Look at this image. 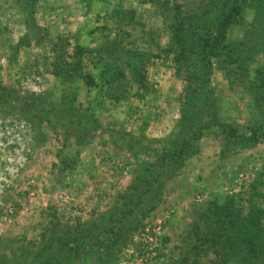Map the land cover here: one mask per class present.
I'll return each mask as SVG.
<instances>
[{
	"label": "rangeland",
	"instance_id": "obj_1",
	"mask_svg": "<svg viewBox=\"0 0 264 264\" xmlns=\"http://www.w3.org/2000/svg\"><path fill=\"white\" fill-rule=\"evenodd\" d=\"M263 1L0 0V85L44 102L33 122L0 106V253L65 233L82 243L65 264H264L263 215L258 244L226 229L228 211H264ZM175 3L207 38L232 16L229 70L212 40L176 63ZM59 56L70 75L53 74ZM186 68L210 72L212 108L194 96L181 121ZM124 203L120 228L91 241L93 221Z\"/></svg>",
	"mask_w": 264,
	"mask_h": 264
},
{
	"label": "trees",
	"instance_id": "obj_2",
	"mask_svg": "<svg viewBox=\"0 0 264 264\" xmlns=\"http://www.w3.org/2000/svg\"><path fill=\"white\" fill-rule=\"evenodd\" d=\"M264 3V1H263ZM264 7V4H263ZM174 8V14H173V20L171 24V39H170V47L173 50H177L178 52L175 54V61L178 64H182L184 60L187 58V54L189 53L190 50H186L187 48L193 47L194 44H198L199 42H202V49H205V43L208 40H212L215 42V44H221V47H212L210 46V53H213L214 55H225L226 59L223 58V61L227 63L225 68L228 69V64L232 65L231 63L233 61V52H230L229 48L225 45L226 44V39H225V32L224 29L228 25L230 21V16L229 14H225L223 18H218L219 26L216 27V34L210 37L205 36V31H207V28L201 29L200 25H195L190 22L191 17L185 13L182 12L181 10V4L175 3L173 5ZM231 10H234L235 13H237L236 6H233ZM204 23V22H202ZM224 43V44H223ZM82 51V48H79L76 51L77 53H80ZM235 57L237 60L241 59V54H238V52L235 53ZM61 55V54H59ZM209 57L207 54H203L202 57ZM232 60V61H231ZM240 63H243V60H241ZM53 74L57 76H67L69 74V65L68 63L65 62V60L62 58V56H59L56 62L53 64ZM59 65L61 66L59 68ZM133 65V64H132ZM245 65H238L237 69L232 71V74H235L236 76L237 71L239 69H243L245 71ZM74 70L76 66H72ZM134 70V69H133ZM230 73V71H228ZM209 74L210 72L207 73H200L199 71H194L191 70L190 68H186L185 71V78L184 81L186 82L183 92L184 95L187 98V101L182 100V108H181V121L187 120V115L189 114V109L184 108V104H188L189 101L194 98V96H197L200 105L202 107H205L206 109L210 110L212 106L209 104L211 101L208 98V94L206 93V84L209 80ZM86 78L88 79L87 81L89 83H92L93 80L91 79L89 74H86ZM137 84L144 85L143 80L141 78L137 79ZM43 101L41 97H30V96H25V95H16L13 91L10 89H7L4 86L0 85V106L5 110V112H10L12 110H15L17 113L22 114V118L24 117L25 120L28 121H35V118H30L27 115L32 113L38 108H41L43 105ZM211 103V102H210ZM15 105V106H14ZM49 111V110H48ZM20 117V118H21ZM38 119V118H37ZM218 125L221 127V131L226 133L227 135H233L234 133L237 132V129L235 127L230 126L229 124H224L221 122H217ZM203 127V126H202ZM202 128H197L196 134L192 135L193 138L198 139V137L201 135ZM182 153H184V149H180ZM168 156L163 154L160 158L161 163L165 161V159ZM64 166H70L65 160L61 162ZM152 187V185L148 184V190ZM125 206L121 205H114L111 209L108 215L102 214L101 216L105 218V220H109L107 223L106 221H99V218H96L93 221L94 227H88L90 232L87 236L93 241L95 238L101 235L102 233L106 232H115L117 229L120 228L121 222L124 221L126 217L130 213H132L133 209H131L127 203H124ZM262 213L261 215L257 213L253 217V221H251L250 218H245V220L239 216H234L233 211H228L229 214V221L232 224V227H226L228 231H233V232H240V234H245L248 235L249 241H253L254 243H257V239L260 236V231L259 227L262 229L260 224L261 216H264V211L261 210ZM237 215V214H236ZM219 216H224L222 214V211L219 210L216 213V217L218 218ZM101 219V217H100ZM258 224L259 227H258ZM67 226V225H66ZM68 227V226H67ZM250 227V228H249ZM81 230V234L83 237V234H85L83 227L79 228ZM233 229V230H232ZM226 231V230H225ZM42 234V238L40 242L35 246L33 249L28 248L27 246H20L16 250H12V253H5L1 252L0 253V264H65L66 260L69 259V254H72V252H77L78 247L82 245L81 243V238L75 236L73 234V237L70 238L65 233H48V234ZM222 234V233H221ZM233 234V238L230 237L229 242L236 243L237 240L235 238V233ZM93 238V239H92ZM73 242L76 246H73L71 243ZM253 250V249H252ZM223 264H226V262H222Z\"/></svg>",
	"mask_w": 264,
	"mask_h": 264
}]
</instances>
